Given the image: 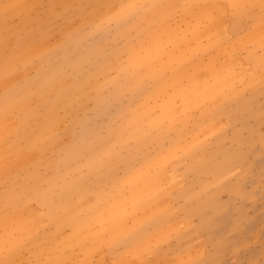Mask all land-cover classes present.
I'll list each match as a JSON object with an SVG mask.
<instances>
[{"label": "rangeland", "instance_id": "1", "mask_svg": "<svg viewBox=\"0 0 264 264\" xmlns=\"http://www.w3.org/2000/svg\"><path fill=\"white\" fill-rule=\"evenodd\" d=\"M0 264H264V0H0Z\"/></svg>", "mask_w": 264, "mask_h": 264}]
</instances>
